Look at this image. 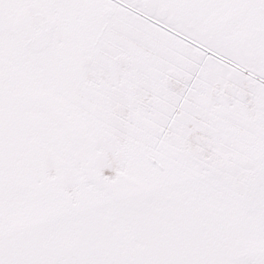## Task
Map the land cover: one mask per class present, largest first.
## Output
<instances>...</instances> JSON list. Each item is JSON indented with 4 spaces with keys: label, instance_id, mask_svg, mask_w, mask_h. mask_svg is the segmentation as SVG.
Wrapping results in <instances>:
<instances>
[{
    "label": "snow or ice",
    "instance_id": "snow-or-ice-1",
    "mask_svg": "<svg viewBox=\"0 0 264 264\" xmlns=\"http://www.w3.org/2000/svg\"><path fill=\"white\" fill-rule=\"evenodd\" d=\"M0 264H264V0H0Z\"/></svg>",
    "mask_w": 264,
    "mask_h": 264
}]
</instances>
